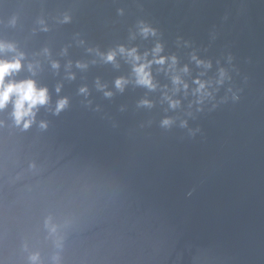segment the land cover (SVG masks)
Here are the masks:
<instances>
[{
	"label": "water",
	"instance_id": "95a60500",
	"mask_svg": "<svg viewBox=\"0 0 264 264\" xmlns=\"http://www.w3.org/2000/svg\"><path fill=\"white\" fill-rule=\"evenodd\" d=\"M0 45L47 89L0 108V264H264V0H0Z\"/></svg>",
	"mask_w": 264,
	"mask_h": 264
},
{
	"label": "clouds",
	"instance_id": "9594fccd",
	"mask_svg": "<svg viewBox=\"0 0 264 264\" xmlns=\"http://www.w3.org/2000/svg\"><path fill=\"white\" fill-rule=\"evenodd\" d=\"M0 47H2V45H0ZM159 50V46H157L156 51ZM132 51L134 52L135 50L133 49ZM108 59H113V54L110 53ZM136 59H139V57L137 56ZM163 60L164 58L161 57L158 62L163 63ZM20 67L21 63L18 58L13 61L0 60V108H3L9 101L10 96L15 94L14 116L17 123L25 116H29L30 114L34 115L32 112L34 106L43 104L47 100V89H37L35 82L31 79L19 82L9 81L5 83V77L13 70H18ZM147 67V64H140L135 67V71L140 83L151 85L150 73L146 71ZM117 84H120L119 80ZM201 87H203V85H201ZM64 103L65 101H60L58 107H63ZM29 123L30 121H26L24 126L27 127Z\"/></svg>",
	"mask_w": 264,
	"mask_h": 264
}]
</instances>
